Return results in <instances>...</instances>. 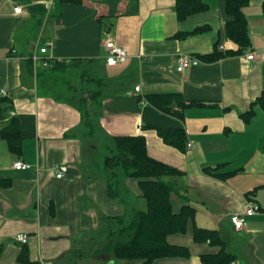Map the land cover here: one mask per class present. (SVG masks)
I'll return each mask as SVG.
<instances>
[{"label": "crops", "instance_id": "0c3cea01", "mask_svg": "<svg viewBox=\"0 0 264 264\" xmlns=\"http://www.w3.org/2000/svg\"><path fill=\"white\" fill-rule=\"evenodd\" d=\"M202 1L206 12L178 22L174 0H0V98L11 101L3 125L17 117L22 135L19 157L0 138V264H20L23 247L38 264L81 255L78 247L83 250L105 233L107 218L146 206L137 180L127 179L122 186V175L115 171L116 191L111 192L103 166L95 168L98 142L81 128L79 111L68 103L88 97L86 91H100L91 109L103 140L141 135L149 157L183 172L167 179L174 188L175 211L192 206L195 226L218 231L225 252L235 256L231 264H264V111L255 107L248 123L239 116L264 91V0H250L244 8L250 49L179 73L180 54H210L217 42L218 50L236 49L223 34V0ZM34 6L45 9L39 23L38 14L31 12ZM15 7L22 13H15ZM204 25L209 31L176 37ZM107 40L127 52L125 62L106 63ZM45 43L52 44L46 56L38 52ZM250 54L253 59L247 60ZM54 62L86 65L99 81L62 87L54 73L68 69H55ZM154 94H180L203 105L186 108L179 120L148 104L146 98ZM156 127L183 129L191 148L179 152L165 145ZM105 144L100 141L102 149ZM16 162L29 168L16 170ZM59 165L67 168L61 179L53 171ZM216 167L227 175L218 178L204 171ZM248 203L261 211L245 217L244 228L235 230L230 218ZM17 235H26L27 243L18 242ZM170 242L189 247L190 257L151 264H203L200 255L219 251L195 244L191 228Z\"/></svg>", "mask_w": 264, "mask_h": 264}, {"label": "trees", "instance_id": "16d2710c", "mask_svg": "<svg viewBox=\"0 0 264 264\" xmlns=\"http://www.w3.org/2000/svg\"><path fill=\"white\" fill-rule=\"evenodd\" d=\"M61 3H76L81 0H59ZM175 13L178 22L185 21L188 17L206 12L207 4L202 0H174ZM250 0H223V11L226 22L223 28L225 38L236 49L218 50L219 42L214 45L210 54L199 55L197 58L203 63H213L219 60L240 55L251 47L249 27L244 8ZM264 10V2L262 3ZM31 12L38 14L39 23L45 14L43 6H34ZM36 17V16H35ZM208 25L199 26L189 33H178L177 38L185 35H197L209 31ZM55 69L62 70L71 67L70 63L54 62ZM88 97L81 96L76 103L68 102L75 107L80 115L81 122L85 123L93 117L91 103L100 98V91H86ZM149 105L158 111L183 119L184 110L188 107L202 106L195 101H186L180 94H154L147 98ZM11 108V101L0 98V138L5 142L6 148L12 155H21L22 135L20 121L12 117L3 125L7 108ZM255 107L264 111V91L251 102L250 109L240 113V118L248 123L255 115ZM85 125L92 128V123L87 121ZM157 135L165 145L185 152L187 149L186 134L183 129L155 128ZM103 150L108 154L103 158V169L108 174L110 191L116 183L120 169L124 178L138 181L140 197L145 201L146 209H136L123 216L107 218L108 229L102 242L94 243L90 253L95 255H112L116 260H139L142 264H151L157 259L182 258L188 259L191 250L187 246L172 244L170 239L174 236H184L191 228L192 240L196 244L207 243L211 247L219 248L217 253H206L199 256L203 264H231L235 256L225 252L224 242L218 231L198 228L194 224L195 209L190 205L182 206L175 211L173 205V185L167 179L182 176L183 172L163 162L152 159L147 154L146 143L143 136H114L108 140ZM219 167L214 170L204 169L205 173L224 178L227 173L219 172ZM234 173V172H233ZM28 248L23 247L17 257L20 264H38L29 259ZM83 254V252L81 253ZM79 256V255H77Z\"/></svg>", "mask_w": 264, "mask_h": 264}, {"label": "rangeland", "instance_id": "374dc122", "mask_svg": "<svg viewBox=\"0 0 264 264\" xmlns=\"http://www.w3.org/2000/svg\"><path fill=\"white\" fill-rule=\"evenodd\" d=\"M68 72L64 71H57L54 73V78L57 79V84L66 87L67 85L74 86L76 88L86 87L88 85V80L91 79L94 82H97V78L93 75V72L91 71L90 67L88 66H82V67H76L75 65L71 67H67ZM58 97L62 98V95L58 93ZM96 116H93L90 120L89 118L86 120L90 121L92 123V128H89L85 125V123L82 122L81 128L85 129V131L88 133V136H92L95 140H97L98 145L97 149L99 150V153H95V168H102L103 159L102 157L107 155V150H103L100 145L101 142H105L109 144V142H106V140H103V134L101 133V130L98 127H95V120ZM188 144V143H187ZM117 172L121 173L120 169H116ZM122 186L125 184V181L127 180L122 176ZM138 190V189H137ZM116 191V190H115ZM130 195L131 197L135 196V192L133 189L130 188ZM137 193V192H136ZM142 202L145 201L143 200ZM125 208V206H123ZM138 208V207H137ZM143 210L146 209V206H143ZM130 213V212H128ZM109 225H106V229H108ZM105 233L99 234L97 240L91 243V245L83 247V250L78 247L77 253H81L83 251V254L79 256L73 257L70 255L69 257H64L61 260L57 261L55 264H120L119 260H116L114 256L112 255H95L91 254H85L86 252L90 251V248L94 246L93 243H99L103 241Z\"/></svg>", "mask_w": 264, "mask_h": 264}, {"label": "built area", "instance_id": "2783aa9c", "mask_svg": "<svg viewBox=\"0 0 264 264\" xmlns=\"http://www.w3.org/2000/svg\"><path fill=\"white\" fill-rule=\"evenodd\" d=\"M15 13H22V8L21 7H15L14 9ZM51 43H45L42 47L39 48L38 52L40 55L46 56L49 50V47L51 46ZM104 48L106 50V56L105 60L106 63L110 66L118 64V63H123L125 62L127 58V52L116 46L112 40H107L104 43ZM220 50H224V47L221 46ZM12 54H15V51L12 50ZM247 60H252L253 59V54H250L249 56H246ZM33 60L36 62L38 60L37 56L33 57ZM49 60V59H48ZM202 63L200 60L197 58L190 56L188 54H180L178 55L176 59V71L179 73L184 72L186 69H188L190 66ZM45 66L48 65V62H45ZM140 88L136 87L135 92H139ZM188 148H191V144H187ZM14 169L16 170H25L28 169L29 166L23 162H16L13 165ZM53 171L55 173V176L57 179H61L64 177L65 172L67 171V168L65 166H55L53 168ZM261 210L260 208L255 205L254 203H248L245 207L243 212L237 213L231 216L230 222L235 228V230H242L245 226V217L248 216H253L257 213H259ZM16 239L18 242L21 244H26L27 243V236L26 235H17Z\"/></svg>", "mask_w": 264, "mask_h": 264}]
</instances>
